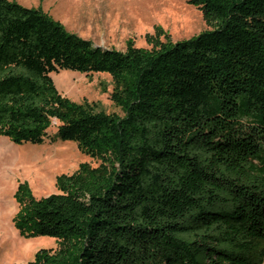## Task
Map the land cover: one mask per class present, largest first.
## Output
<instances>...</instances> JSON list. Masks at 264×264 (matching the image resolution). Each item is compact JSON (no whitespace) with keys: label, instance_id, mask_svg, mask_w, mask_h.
<instances>
[{"label":"trees","instance_id":"trees-1","mask_svg":"<svg viewBox=\"0 0 264 264\" xmlns=\"http://www.w3.org/2000/svg\"><path fill=\"white\" fill-rule=\"evenodd\" d=\"M189 2L209 29L119 50L0 0V135L101 161L48 196L19 182L15 228L57 239L26 264H264V0ZM63 69L109 73L124 115L63 95Z\"/></svg>","mask_w":264,"mask_h":264},{"label":"rangeland","instance_id":"rangeland-1","mask_svg":"<svg viewBox=\"0 0 264 264\" xmlns=\"http://www.w3.org/2000/svg\"><path fill=\"white\" fill-rule=\"evenodd\" d=\"M26 7H42L66 28L103 47L125 50L128 39L148 47L146 35L161 26L173 41L209 29L203 12L189 0H16ZM59 91L76 102L96 103L108 113H124L110 98L114 83L109 73L85 74L71 69L52 73ZM56 124V123H55ZM56 125L50 128L52 135ZM100 160L83 153L72 140L42 144L13 142L0 135V264H26L42 248H56L51 236L26 238L15 228L19 205L14 197L19 182L28 181L38 198L58 192L56 177L73 173L80 163Z\"/></svg>","mask_w":264,"mask_h":264}]
</instances>
